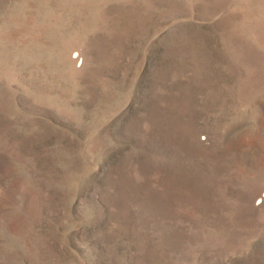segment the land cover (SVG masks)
Masks as SVG:
<instances>
[{
	"label": "rangeland",
	"instance_id": "obj_1",
	"mask_svg": "<svg viewBox=\"0 0 264 264\" xmlns=\"http://www.w3.org/2000/svg\"><path fill=\"white\" fill-rule=\"evenodd\" d=\"M0 264H264V0H0Z\"/></svg>",
	"mask_w": 264,
	"mask_h": 264
}]
</instances>
